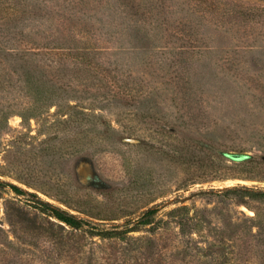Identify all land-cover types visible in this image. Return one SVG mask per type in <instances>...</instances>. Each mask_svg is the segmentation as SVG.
I'll list each match as a JSON object with an SVG mask.
<instances>
[{
	"label": "rangeland",
	"instance_id": "1",
	"mask_svg": "<svg viewBox=\"0 0 264 264\" xmlns=\"http://www.w3.org/2000/svg\"><path fill=\"white\" fill-rule=\"evenodd\" d=\"M61 42L110 75L65 71L50 99L0 75V264H264V0H0L3 53ZM39 201L168 225L99 239L51 229Z\"/></svg>",
	"mask_w": 264,
	"mask_h": 264
},
{
	"label": "trees",
	"instance_id": "2",
	"mask_svg": "<svg viewBox=\"0 0 264 264\" xmlns=\"http://www.w3.org/2000/svg\"><path fill=\"white\" fill-rule=\"evenodd\" d=\"M127 7L129 11L125 13V16H128L126 18L130 22L143 21L146 19V15L148 14H137L136 12H132V6ZM231 13L232 12L226 14L221 12L218 13L217 16L221 18L225 16L230 17L229 15H231ZM244 17L247 18L246 15L242 14L241 19H244ZM249 17L250 19L253 18L251 16ZM232 18L236 19L238 17L234 15ZM150 19H154L155 21L158 20L162 25H166L170 17L166 18L160 14L159 16H152ZM41 34L43 37L47 35L43 31ZM103 54L105 53L98 52L93 46L74 48L69 47V45L64 42L53 45L50 44V46H34L33 48L26 46L19 50L10 48L7 49L6 54L0 49V58L6 62L4 64H8V67L2 68V64L0 63V75H6L4 73L8 70L10 65L9 72L19 76L25 82L30 83L35 93L37 92V95H44L46 93V99H50L51 95L54 93L53 85H56L55 81L63 79L66 75L65 71H70V74L78 80H80L84 72H93L97 74L98 70L103 72L101 73L103 80L105 79L104 75L106 72L107 76H109V69L105 68L106 63L102 57ZM40 64H43L47 69L39 68ZM51 104L52 103H50V105ZM71 120L75 121L74 119ZM4 121V117L0 118V130H2L1 127H3L2 123H4ZM10 188L16 193L20 192L18 188L14 186H10ZM261 194L264 196V193ZM37 204L38 206H36L35 209L38 210L40 214L53 220V222H50L47 219V223H49L51 229L56 226L59 230H63L64 227H66L72 232L83 233L89 237H98L99 239H124L129 233L139 232L146 227H148L146 230L147 232L155 235L156 232L160 229H165V226L168 225V221L156 219L155 215L157 209H150L142 213L141 216L135 220L125 221L121 226L108 229L46 202L39 201ZM182 210L184 209H176V211ZM176 211L171 210L167 215L174 216L173 214H175ZM185 220L186 216L181 214L178 225L183 227L186 224ZM144 239V237H140L134 239V241L141 242Z\"/></svg>",
	"mask_w": 264,
	"mask_h": 264
},
{
	"label": "water",
	"instance_id": "3",
	"mask_svg": "<svg viewBox=\"0 0 264 264\" xmlns=\"http://www.w3.org/2000/svg\"><path fill=\"white\" fill-rule=\"evenodd\" d=\"M221 155L227 158L228 160L234 161V162L244 161L250 157V154L246 152L224 151V152H221Z\"/></svg>",
	"mask_w": 264,
	"mask_h": 264
}]
</instances>
